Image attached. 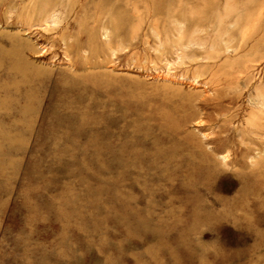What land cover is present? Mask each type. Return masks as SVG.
Listing matches in <instances>:
<instances>
[{"label": "rangeland", "instance_id": "374dc122", "mask_svg": "<svg viewBox=\"0 0 264 264\" xmlns=\"http://www.w3.org/2000/svg\"><path fill=\"white\" fill-rule=\"evenodd\" d=\"M34 1L0 0V264H264V0H87L65 37Z\"/></svg>", "mask_w": 264, "mask_h": 264}, {"label": "bare ground", "instance_id": "6f19581e", "mask_svg": "<svg viewBox=\"0 0 264 264\" xmlns=\"http://www.w3.org/2000/svg\"><path fill=\"white\" fill-rule=\"evenodd\" d=\"M32 1L33 0H31V2ZM78 1H79V3L77 2V3H73V4L72 3L71 4H67L66 2H65L66 3L65 4L62 0H57V1L55 0L54 2H52L51 0H47L46 3L44 2V4H37L34 1L35 3H32L31 8L27 7L30 4H27V5L23 4L22 8L26 12L25 13V19H28V21H33L34 18L44 14L43 19H41V20L39 19L34 24L42 26L45 32L49 31L50 27L53 26L52 29H54L55 31L60 30L61 33H62V37H65L64 35H66L67 30H69L68 32H71L72 26L70 24H66V25L62 24L61 25V21H62V19H65V18H67V19L73 18L74 19L75 18V17H73L74 15L78 14V12L81 13L82 10L84 11V4H85L84 2H86L87 0H84V1L78 0ZM26 7H27V10H26ZM95 23H98V21L96 20ZM76 27H78V25ZM79 30H81V31L78 34L77 38H73V40H75L76 42L80 41L82 39V37H83V34L86 33V30H84L81 27V25L79 27ZM68 32H67V34H68ZM70 38L72 39V37H70ZM193 43H194V45L196 44L195 42H193ZM193 43H192V45H193ZM197 45L201 46V43L198 42ZM228 45H229L228 42L225 41L224 44H223V48H228ZM214 49H215V47H214ZM214 49L212 48V50H214ZM250 98H251V103L255 102L254 104L256 105V107L259 110H264V96L262 94L256 93L254 97H250ZM252 122H253V120H252ZM258 123L259 122H256L254 124V126L255 127L258 126ZM231 218H232V220L242 224V221L239 220V216L236 215L234 217L232 215Z\"/></svg>", "mask_w": 264, "mask_h": 264}]
</instances>
